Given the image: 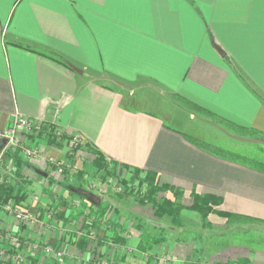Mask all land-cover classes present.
I'll return each instance as SVG.
<instances>
[{"label": "crops", "instance_id": "0c3cea01", "mask_svg": "<svg viewBox=\"0 0 264 264\" xmlns=\"http://www.w3.org/2000/svg\"><path fill=\"white\" fill-rule=\"evenodd\" d=\"M141 81L164 99H177L195 108L189 113L190 120L211 122L214 117L256 132L264 143V0H0V127L19 115L53 119L68 134L85 139V145L73 148L67 137L54 150L65 164H77L87 172V165L71 159V152L91 158V147L121 166L153 172L161 186L183 193V203L190 199L188 205L193 204L195 192L212 195L221 199L219 212L264 222V167L213 153L185 130L161 121L156 113L134 107L136 104L128 102L134 94H126L125 87L135 86L138 92L143 88ZM41 136L23 138L43 145V151L50 150L48 140ZM244 139L253 142V137ZM4 144L0 138V152ZM69 171L73 173V168ZM70 172L67 180L41 157L16 161L13 174L7 175L15 194L19 191L17 196L12 194V200L19 199L23 208L35 211L41 219L19 227L0 211V227L42 246L66 247L82 260L67 255L50 259L47 256L52 252L41 249V254L33 253L22 246L29 260L26 264H81L84 259L90 264H99L93 261L100 259L110 264H240L245 258L247 264H264L250 250L231 254L236 244L220 243L222 232L235 221L226 214L205 216L184 208L183 223L177 227L170 216L168 223L152 218L156 211L150 205L145 208L133 203L126 211L153 228L163 231L167 226L169 235L186 229L187 224H197L195 229L204 233L213 231L214 238H209L218 247L205 252L201 260H192L189 244L160 242L155 235L144 241L134 235L132 225L122 221L126 220L121 216L125 198L111 194L107 199L84 187L81 190L101 197L102 208L115 206V219L109 214L112 222L107 226L97 223L94 231L95 223L90 221L88 229L79 230L78 221L86 215L89 221V207L98 204L90 196L81 198L72 184L90 185L91 181ZM169 192L162 194L174 199ZM36 194L55 210V221L44 219L50 211L36 206ZM75 234L87 236L91 249L82 250ZM92 245H99L98 259ZM170 256L176 259L166 261Z\"/></svg>", "mask_w": 264, "mask_h": 264}, {"label": "rangeland", "instance_id": "374dc122", "mask_svg": "<svg viewBox=\"0 0 264 264\" xmlns=\"http://www.w3.org/2000/svg\"><path fill=\"white\" fill-rule=\"evenodd\" d=\"M139 86H141V87L143 86V88L140 91L138 90V92L136 89H134L135 86L133 88H131L130 86L125 87V91L127 92L126 94H128V95L130 93L134 94L133 98L128 100L129 103L136 104V105H134V107H139V108L141 107L145 110L152 111V112L156 113L160 117L161 121H164V123H166L167 125H169L171 127L178 128L179 130H181V129L185 130L186 134L189 137H192L194 140L197 139L200 144L201 143L204 144L207 147V149L211 150L213 153L215 152L218 155L236 157V158H239L243 161H251V162L255 163L258 167H260V166L264 167V143L261 142V140L259 139L260 135L258 136V134H256V132H250V131H247L244 129H240V128L236 127L235 125L232 126L228 123H224L223 120L219 121L217 118H214V117H211L209 119L211 122H207V121L205 122V121L200 120L199 118H197V120H195V121L190 120L189 119V113H191V112L194 113L193 109H195V108H192V109L188 108L187 105L182 104V103L181 104L183 106H181V104L177 101V99H175V101H174V99H172V98L170 99L169 97L164 99L163 98L164 95L159 94V91H157V90H154L150 87L145 86V83L143 81H141ZM136 88H138V87H136ZM140 96H143V97L141 98ZM137 98H140V99H137ZM134 99H137V100L132 102V100H134ZM173 116H174V118H172ZM35 119L38 120V118H35ZM212 121L215 123H218V124L213 125ZM52 123L55 124L53 119L47 120L46 122H44L45 125L52 124ZM187 126H190V128H187L188 130L185 129ZM59 130H60L59 126L58 125L56 126V124H55L54 128L50 134L51 138L50 139L45 138L46 141L48 140L47 143H48V146L50 147V150H48V148H46L47 151H43L44 153L48 152L46 155H41L45 159L50 160L51 158H57V156H60V155H56L57 153H53V152L57 148H61L60 143L63 142L64 140H66L67 137L65 135L61 138L54 136V135H58ZM193 130H197L195 135L193 133H191ZM36 131H39L43 135L44 133L47 132V129H46V127L42 126L40 128H37ZM62 131L64 132V134H68L65 130H62ZM246 136L247 137H253V142H249L248 139L245 140L244 138ZM4 143H5V140H4ZM27 146H33V145H32V143H28ZM40 146H41V148H43V145H40ZM72 146H73V148H77V144L75 142L72 144ZM3 147H2V149H3ZM94 151L95 150L92 149L91 147L88 148V153L91 155V158L87 154L84 155L83 152H80V154L78 152H73V151L71 152V155H72L71 159H73L74 161L80 160V162L85 164V166L87 165L86 167L88 169H87V172H84L83 168L81 171V168L78 167V165L76 164L75 165L76 167L73 168V173L70 172V174H72V176H73L77 173L78 174L80 173L82 176L86 177V178L83 177L84 179H87V180L89 179V181H91L90 185H87V184L81 185L76 181L72 182V184L75 187H77L79 190L84 187L83 189L87 190L89 193H90V191L88 189H92L91 191L99 192L100 194H103L104 197H106V198L109 197L111 194L117 195L118 197L125 198L126 200H122V206L125 209V211L122 212L121 216L123 215V217L126 220L122 219V221L129 226H131V225L133 226V227L131 226L130 228L135 229V230L132 229L133 231H136V232H134L135 234L133 233L134 235L140 236L141 239L144 241H145L144 238H147L148 235H150L151 238L155 235L156 240L159 239L160 242H162L166 239L167 241L172 240L174 243L179 241V242H182L185 244H189L192 247V249H191L192 252H191V255L189 258L192 260H199V259L201 260L204 258L205 252H209V251L216 249L218 247V246H214L215 239H212V238H214L213 231H207L206 233H204L202 231H197L195 229V227H197V224H192V225L187 224L186 225L187 230L186 229H184V230L179 229V231H176V233L174 235H169V234H167V233H169V232H167V226H164L163 231H162V229L160 230L159 228H157V229L153 228L152 226H150L148 224L147 221H144L142 219H137L134 217V215L127 213L126 211H128L132 208L131 205L133 203L134 204L139 203L140 205H142V207H145V208H147L146 206L150 205L153 207V210L155 211V208L157 206H155V203L147 200V197H146L148 195V193H147L148 188H149L148 183L147 182L143 183L144 185L140 186L139 181L133 179L136 170H139V169L131 168L128 166H123V165L121 166L120 164H118L116 162L109 161L107 158L106 159L109 161L108 172L106 170L100 169L96 165V163L94 162V159L96 158ZM33 159L34 158H31L30 160H33ZM91 163L93 164V166H91L92 165ZM89 164H91V165L88 166ZM114 164H116V165L113 166ZM68 170H70V169H68ZM140 171L143 173L142 177H144L145 176L144 174L147 173V172L142 171V170H140ZM83 172L86 174V176L84 175ZM78 174H77V176H78ZM61 176H63V175H61ZM157 179H158V176H157ZM67 180H68V178H67ZM0 184L1 185L4 184L6 186H9V188L7 190L3 191V194L6 196L4 198V200L2 201L0 199V211H3L6 213V211H4V208L2 207V205L14 202L17 206H19L22 209L23 212L36 213L35 211H32L30 209L23 208L22 204H19V199L17 200L15 198V200H12V194H15V192H14V186L11 183L10 179H8L7 177H4L2 179V181L0 182ZM94 184H96V185L94 186ZM66 185H68V187L71 186V184H69V183H67ZM88 186H90V187H88ZM85 190H83V193L87 192ZM177 190H179V189L177 188ZM126 191H128V192L126 193ZM129 191H130V193H129ZM69 192H70V194H73L71 191H69ZM168 192H169V189L167 192H159L157 194V198L162 202V200L164 198V195L162 193H168ZM18 193H19V191H17L15 196L19 195ZM70 194L68 193V195H70ZM123 194H125V195H123ZM195 194H196V192L192 195L193 201H195V198H194ZM197 194L201 195L200 193H197ZM119 195H121V196H119ZM182 196H183V193H182ZM182 196L177 195L176 197H173V198L176 199V202L183 204L184 205L183 208H185V209L190 208L188 204L190 203L191 200L190 199L184 200V202L187 203V204H185V203H183ZM145 198H146V200L144 202H142V199H145ZM169 198H170V196H169ZM102 199H103V203H105L106 202L105 198H102ZM70 200L74 203L72 198H70ZM34 201H36L35 202L36 206L43 207L44 209H49L52 211V213L55 212V210L53 208L45 206L46 203L43 204L42 200L39 201V199H34ZM212 201L216 204L215 207L218 211L217 207L219 205H221V203L215 202V200H213V199H212ZM78 204H80V206L83 208L86 207L85 204H83V202H81V201H79ZM89 208H91V209H89L88 214L91 216V219H89V221H88L87 220L88 217L86 215L82 221H78L77 227H76L77 229L83 230V229H81V226H83L86 221H87V223H89L90 221L98 222L101 225L106 222V226H107L109 220L111 221V218H108V216H109V214H111L113 217L114 213L112 211V208H115V206L114 205L112 206L111 204L108 206L106 205V207L104 208L105 210L98 209L94 206H91ZM190 209H193V211L189 210V212H191L192 214H197L196 211H198V210H195L194 208H190ZM199 213H201V212L199 211ZM46 214H47V212H46ZM46 214L43 216V217H45L44 219H46L48 216ZM154 215L155 216L152 218H155L156 220L162 219V221H164L166 223H168L167 220H169V218H170L169 215L160 216L157 213H155ZM202 215H204V214H202ZM234 216H235L234 214H231V216H229V217H232V219H235V221H233V223L231 225H229V227H228L229 229H226L225 231L222 232L223 235L221 236L222 239L220 240V243H222V244H224V243L225 244H228V243L236 244L235 246H233L231 248V252H230L231 254L232 253H237V254L238 253H246V251H244V250L247 249V250L251 251L252 256L254 255L257 257V259H259V260L263 259V261H264V222H261V221L256 222L255 221L256 218H254V217L249 218L251 220V221H249L248 219L246 220L244 218H238V219H237V217L233 218ZM51 217L52 218H49V220L55 221V219H53L54 215H51ZM39 219H41V216L39 217ZM44 219H42L41 222H43ZM113 219H115V217H113ZM182 219H183L182 216L179 217V220L177 221V223H179V224H176L172 221L173 225H176L177 227H179L183 223ZM206 219H207V217H206ZM95 220H97V221H95ZM81 222H83V223H81ZM164 222H162V224ZM191 223H196V221L191 222ZM242 223H248V224L244 225ZM63 224L64 223L61 224V226H60L61 228H63ZM9 232L11 233V234H8V236L10 237L9 239L15 238L16 236H19L21 238V235L19 233L15 232V231H11V230H9ZM84 233H86V232H84ZM142 235H145V236L143 237ZM209 237H212V238H209ZM89 240L91 241L90 238H89ZM152 240H154V239H152ZM5 243H6V248L15 246L14 243H12V241H10V240L5 241ZM46 245H49V244H46ZM64 245H62V247ZM241 249H244V250H241ZM27 250H31L30 247L27 246ZM53 250L54 251H52V255H48L47 257L50 259H60V258H58V257H60V255H58V252H60V251L55 250V248ZM33 251H35L39 254L42 253L41 251H36V250H33ZM61 251L65 252V254L63 256L67 255L70 257V259H73V260H74V257L76 256L75 259H77V261H80L79 256L75 253H74L75 256L70 254L69 251L66 250V247L61 248ZM174 258H173V256H170V259H165V260L170 261V260H173ZM61 259H63V258H61ZM77 261L74 262L73 264L77 263ZM27 262H29L28 259H27ZM50 262H52V260H47V263H50ZM86 263L90 264L89 260L84 259L81 264H86ZM93 263L110 264L108 262L102 261L101 259L93 261ZM186 264H188V263H186ZM199 264H212V262H204V263H199Z\"/></svg>", "mask_w": 264, "mask_h": 264}, {"label": "built area", "instance_id": "2783aa9c", "mask_svg": "<svg viewBox=\"0 0 264 264\" xmlns=\"http://www.w3.org/2000/svg\"><path fill=\"white\" fill-rule=\"evenodd\" d=\"M18 112V111H16ZM44 122H46L45 119H35L31 118L29 116H16L13 119L10 120V123L5 127H0V138L5 140V144L3 149L0 152V182L6 175H12L13 171L15 169V163L16 161H27L31 158H41L46 155L43 152V148L37 142L32 143L34 146H27L28 142L26 141V138L24 140L23 135H35L38 136L40 133L39 131H36L37 128L40 127H46L47 132L43 134L44 138H51L50 134L54 128L55 124H47L45 125ZM58 135H54L56 137H63L64 135L68 138H70L69 141L72 143L77 144V148H81V146L85 145V139L80 134H64L62 131L63 129L59 128ZM53 136V137H54ZM72 136V137H71ZM38 146V147H37ZM51 166L54 170H57L59 173L64 172L65 168L71 169L75 168L71 163L65 164L62 160L59 158H51L50 160ZM96 184H94L95 186ZM35 199H39L38 195H35ZM8 202V201H7ZM4 208V211L8 215H10L13 219H15L16 224L20 227L21 225H34V223L39 222L38 213H26L23 212L22 209L17 206L14 202L4 204L2 205ZM47 213V218H52L51 215H54L51 210ZM42 221V220H41ZM45 222H41V226L44 227ZM8 234H11L9 230H5L2 227H0V264H25L27 262V255L22 251L23 247L28 246L31 250L30 252H35L33 250L39 251L41 249H44L45 252L51 253L54 251L51 245H41L39 242H34L31 239H24L23 237L16 236L15 238H11L8 236ZM12 241L14 243V247L6 248L5 241ZM23 246V247H22ZM57 250V249H55ZM58 255L62 257L65 252L59 250ZM166 259V258H165ZM167 259H170L168 257ZM175 260V258L173 259Z\"/></svg>", "mask_w": 264, "mask_h": 264}, {"label": "trees", "instance_id": "16d2710c", "mask_svg": "<svg viewBox=\"0 0 264 264\" xmlns=\"http://www.w3.org/2000/svg\"><path fill=\"white\" fill-rule=\"evenodd\" d=\"M94 154L96 155V158L94 159V162L96 163V165L100 168V169H103V170H106L108 172V168H109V161L106 159V157L103 155V154H100L99 152H96L94 151ZM17 162H21V161H17ZM17 165H19V163H17ZM116 164H114L113 166H115ZM69 170L65 168L64 172H63V176L66 177V179L69 177ZM78 174V173H77ZM76 174V175H77ZM142 172L140 170H136L135 172V175L133 177L134 180H138L139 181V185H144L143 183H148V195L146 196L147 197V200L155 203V206H157L155 208V211L158 215L160 216H166V215H169L172 219V221L176 224H179L177 223V221L179 220V217H181V213L183 211V207L184 205L181 204V203H178L176 202V199H172V198H169L167 196H164L162 202L157 198V194L159 192H167L168 189L169 191H172L174 193V196L176 195H180L181 196V192L177 189H175L174 187H164V186H161L159 184V182L157 181V175L154 174L153 172H148V173H145L144 177H142ZM78 175H81L80 173ZM7 177V175H6ZM9 188V186H6L4 184H0V199L3 201L4 198L6 197L4 194H3V191L7 190ZM128 191H126L127 193ZM77 193L79 194V196L83 199H86V195H84L83 193V190H77ZM130 193V191H129ZM125 195V194H123ZM175 196V197H176ZM194 198H195V201L193 202V204L189 205L190 208H194L195 210H198L200 211L202 214H204L205 216H207L208 214L212 213V212H219L217 211L216 209V204L212 201L215 200V202H220L221 199L219 197H215V196H212V195H199V194H195L194 195ZM146 200L145 199H142V202H144ZM177 203V204H176ZM220 204V203H219ZM102 203L98 204V205H95L93 203V206L95 207H99V208H102L101 207ZM183 205V206H182ZM105 207H103L101 210H105L104 209ZM221 214H226L228 216H231V214H228V213H224V212H219ZM97 221V220H95ZM95 223V225H93L92 227L94 231H97L98 227H97V223L98 222H92V224ZM88 229L89 228V224L85 222V224L83 226H81V229H83V227ZM76 239L75 242H77V244L81 243L83 245V248L82 250H85L86 247H87V250L88 249H91V246H88L89 242H88V238L87 236H80V235H74ZM117 239H119V237H115ZM99 239H101L99 237ZM98 243H100L101 241H97ZM62 245V244H61ZM94 245H92L93 247ZM144 246V245H143ZM61 247V246H59ZM99 245H95L93 248L96 249V253L94 254L95 258H97L98 254H99ZM98 250V251H97ZM93 253V252H92ZM248 259L245 258V259H242L241 261V258H240V264H247Z\"/></svg>", "mask_w": 264, "mask_h": 264}, {"label": "water", "instance_id": "95a60500", "mask_svg": "<svg viewBox=\"0 0 264 264\" xmlns=\"http://www.w3.org/2000/svg\"><path fill=\"white\" fill-rule=\"evenodd\" d=\"M215 47H216V45H215ZM216 49H217L222 55H224V51H223L222 48H220L219 46H217ZM39 173H40L41 175H43L44 177H46V176L48 175V173H46V172H39ZM84 194H85L86 196H90L96 204H99L100 201H101V197H100L99 195H91V194H89L88 192H84Z\"/></svg>", "mask_w": 264, "mask_h": 264}]
</instances>
